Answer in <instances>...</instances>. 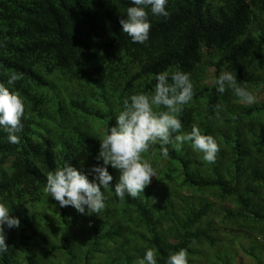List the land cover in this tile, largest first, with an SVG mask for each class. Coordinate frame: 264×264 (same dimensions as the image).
I'll return each mask as SVG.
<instances>
[{
	"label": "trees",
	"instance_id": "1",
	"mask_svg": "<svg viewBox=\"0 0 264 264\" xmlns=\"http://www.w3.org/2000/svg\"><path fill=\"white\" fill-rule=\"evenodd\" d=\"M259 1L264 7V0H220L217 4L213 0H167V17L154 16L147 9L151 29L148 41L141 44L133 43L120 24L127 18V8L133 6L131 0H0V83L23 100L22 123L28 117V102L42 117L41 109L51 100L48 97L62 108L67 94L85 97L80 92L88 84L83 82L93 79L117 81L119 76L123 81L129 75L128 86L150 80L147 90L152 93L156 74L180 70L190 74L195 87L201 62H213L209 50L219 49L225 55L215 66L217 77L229 71L240 86L243 77L254 71L264 79V45L247 36ZM241 57H251L250 68H241ZM228 63L231 66L224 69ZM11 72L23 78L9 85ZM77 82H81L79 89L73 90L72 84ZM34 87L42 92H32ZM212 90V102L197 122L206 128V135L220 138L215 163L204 162L202 153L193 149L186 153L169 150L164 158L160 145L155 144L145 156L151 161L157 157L159 163L162 158L168 170L162 168L137 198L126 194L123 201L114 192L121 172L107 165L113 180L104 191L105 209L92 214L91 221L88 215L82 220L83 214L72 206L57 209L39 197L30 201V208L40 205L58 210L59 219L51 224L40 216L44 225L34 219L24 227L26 212L21 201L38 193L35 189L44 185L49 171L66 164L82 174L84 169L89 180H94L90 170L103 166L97 159L100 148L91 150L84 144L87 137L75 133L71 143H63V150L50 139L28 140L21 146L24 127L17 133L19 144L10 143L7 132L0 128V160H12L9 173L0 167V203L20 221L19 228L5 225L7 234H17L20 229L29 233L35 239L31 249L51 253L58 264H136L149 248L157 250V264H166L169 255L182 248L187 250L188 264L189 256L199 258V264H214L220 257L219 244L230 237L223 230L256 229L247 212L250 197L256 194L257 174H264V117H253L264 111H248L234 104L229 94L217 91L216 84ZM200 96L204 98L205 93L197 88L184 109L192 114ZM81 101L71 108L78 109ZM217 104L223 106L219 118ZM70 117L66 111L56 112L52 120L69 127ZM231 139L238 143L232 145ZM80 156L91 163L83 165ZM5 236L8 249L0 255L12 264L17 257L11 256L15 254L11 250L13 239Z\"/></svg>",
	"mask_w": 264,
	"mask_h": 264
},
{
	"label": "clouds",
	"instance_id": "2",
	"mask_svg": "<svg viewBox=\"0 0 264 264\" xmlns=\"http://www.w3.org/2000/svg\"><path fill=\"white\" fill-rule=\"evenodd\" d=\"M166 3L167 0H131L133 6L127 8V18L120 20L123 33L133 43H146L151 29L147 9L150 8L154 16L167 17ZM22 78V74L11 72L7 83L12 85ZM155 80L151 94L138 92L123 99L122 110H118L115 118L116 126L108 129L100 139L97 159L103 161V166H94L90 170L94 180L90 181L87 175L66 164L46 174V195L61 207L72 206L81 214L87 208L88 214H98L105 209L104 191L110 188L113 180L106 167L111 165L121 172L119 182L114 186L116 197L121 201L126 194L137 198L151 184L152 178H157V169L145 156L149 148L157 143L164 158L169 156L168 145L179 152L185 143L190 142L193 151L202 153L204 162L215 163L220 148L214 137L202 134L196 124H192L190 132H184L181 124L180 114L194 96L190 74L180 70L164 71L156 74ZM215 83L220 93L231 90L241 103H256L253 93L238 85L237 77L231 72L222 71ZM222 109V105H216L217 118ZM24 116L23 100L0 83V128L7 132L8 141L12 144L20 143L17 133L23 130L21 120ZM5 225L9 229L19 228L20 221L10 215L4 203H0V253L8 249ZM156 256L157 250L149 248L136 264H157ZM166 264H188L187 250L182 248L170 254Z\"/></svg>",
	"mask_w": 264,
	"mask_h": 264
},
{
	"label": "rangeland",
	"instance_id": "3",
	"mask_svg": "<svg viewBox=\"0 0 264 264\" xmlns=\"http://www.w3.org/2000/svg\"><path fill=\"white\" fill-rule=\"evenodd\" d=\"M215 4L220 3V0H213ZM255 2V0H253ZM247 36H251L257 43H262L264 45V7L262 2L259 1L257 10H256V19L251 23ZM246 36V37H247ZM205 52V51H204ZM210 54L214 55L212 57L213 62L211 64L208 63V60L205 59L200 64V69L198 72V82L194 87V94H196V89H200L205 93V97L202 98L198 104H195V109L192 114H190L186 109L182 111L180 114L181 124L183 126L184 132H190L192 124H196L201 133L206 135V128L203 125H200L197 121L199 119V115L202 112H207L209 104L213 99V87L215 86V81L218 78L216 73L215 66L223 60L225 57L224 53L219 50H209ZM264 55V51H263ZM251 60V57L240 58L241 68H250L248 63ZM243 63V64H242ZM230 63L225 65L224 69H228L230 67ZM229 72V71H227ZM123 81L119 80V76L117 77V81L113 78L109 79H93L91 82H83V84H88L80 93L86 94L85 97H80L75 93L73 97H70V94H67L64 97L62 108H59L57 104H53L52 97H48L51 100H48L47 106L43 107L42 114L43 116H38V113L33 110V103L28 102L27 104V119L22 121L24 130V135L22 137V146L28 140H35L39 138L40 140L50 139L51 141L57 143V146L63 150V143H71L73 134H80L81 136L87 137L88 142H85V145H88V148L94 151V148H100L101 141L104 135L107 134L108 129L116 126V116L118 114V110H122V102L123 99L129 97L130 95L138 92H143L147 94H151L147 90V86L150 83V80H139L133 86H128L129 81L131 80V76H125L122 78ZM81 82L73 83L72 89L78 90ZM70 84V83H69ZM242 87H246L249 91L253 93L256 97V103L252 105H246L239 101V99L233 94L231 90H226L224 93L229 94L231 101L239 106L245 107L248 111L251 110H262L264 111V79L260 77V73L252 72L249 75H246L242 79ZM32 92L41 93L42 91L37 89V87L31 88ZM223 93V94H224ZM84 98V99H83ZM37 99V97H36ZM79 100L80 106L78 109L71 108L72 104L78 103ZM74 106V105H73ZM75 107V106H74ZM166 110V109H160ZM67 112V115H71L69 118V127L65 122L62 121H53L52 116L56 114V112ZM233 116L235 117V113ZM264 117L263 115L254 116V119H259ZM264 124V122H263ZM205 128V129H204ZM79 130V133L77 132ZM27 131V132H26ZM212 136V135H211ZM219 145L218 138H214ZM248 140V139H247ZM76 143L81 142L75 139ZM232 145L238 142H235L236 139L230 140ZM75 143V144H76ZM157 145H160L157 143ZM169 150L175 152V149L172 145L167 146ZM192 147L190 146V142L185 143L181 151L182 153L191 152ZM177 152V151H176ZM92 154H89V157H92ZM85 156H80V161L91 163L88 159L84 158ZM157 157H154L151 161L154 168L158 171H161L162 168L164 170L167 169L165 165L166 162L162 158H160L161 163L157 161ZM12 160L8 158H2L0 160V167L4 172L9 173L11 170ZM84 165V164H83ZM229 166V161H228ZM168 170V169H167ZM83 174L86 175L84 169ZM158 176V174H157ZM255 179V187H257L254 191L256 194L251 196V209L247 212V218L250 220V223H254L256 225V229L251 232H246L243 230L227 228L223 230V234L226 235L227 232L230 233V237L227 239L224 244H219L218 252L219 259H216L214 264H264V174L259 175ZM88 179L90 175L87 176ZM244 175H242V179L244 180ZM152 179H157L153 177ZM44 185H38L37 191L38 193H30L29 197L21 202L24 205V212H26V216L24 217V227L30 224L34 219H37L40 223L44 225L43 221H51V224L58 221L59 211L50 208H43L38 205L35 209L34 207L31 209L30 207L33 205V202H30L32 199L34 201L39 197L44 200H48L51 202L57 209H60L61 206L57 201L53 198L49 197L45 194L44 188L46 186V181H43ZM254 187V188H255ZM11 206L13 204H10ZM52 207V205L48 204ZM227 206L231 207L229 204ZM17 209V208H16ZM73 210L75 208L73 207ZM78 212V211H77ZM79 213V212H78ZM88 215L89 221L92 220V214L87 213V208L84 217ZM38 218H37V217ZM41 216V219H40ZM4 226L5 235L8 238L13 239L11 243V250L15 252V254L11 256H17L15 260H11L12 264H58L57 259L52 256L49 252H42L38 248L31 249V245L35 243V239L27 232H23L20 229V232L17 234H7ZM84 228V223L80 224V230ZM52 239V237H51ZM56 242L58 240L52 239ZM70 245H73V242L69 240ZM81 244V243H80ZM76 245V244H75ZM80 246H83L82 244ZM243 246V247H242ZM79 251V250H78ZM80 254H83L82 251H79ZM214 255V254H213ZM212 255V256H213ZM46 256V257H39ZM59 256H66L60 254ZM33 257V258H28ZM217 257V256H216ZM215 257V258H216ZM214 258V259H215ZM30 259H32L30 261ZM211 260L212 258L209 257ZM189 264H199V258L194 256H189ZM198 260V261H196ZM209 260V261H210ZM0 264H7V262L3 261L2 256L0 255ZM204 264H207L204 263Z\"/></svg>",
	"mask_w": 264,
	"mask_h": 264
}]
</instances>
